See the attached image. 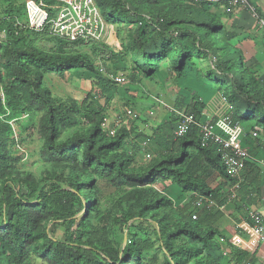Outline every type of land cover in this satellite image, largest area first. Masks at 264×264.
Wrapping results in <instances>:
<instances>
[{"label":"rangeland","instance_id":"obj_1","mask_svg":"<svg viewBox=\"0 0 264 264\" xmlns=\"http://www.w3.org/2000/svg\"><path fill=\"white\" fill-rule=\"evenodd\" d=\"M28 1L0 0V17L13 6H25ZM135 5L138 4L135 3ZM249 6H254L257 10L259 6L254 3L242 6L245 7L244 9L249 15L254 16L258 30L255 34L248 33L250 30L248 23L242 27L239 26L238 20H235L239 5L223 4L218 0H213L205 5L194 0H146L140 6V14L131 12L134 21L131 22V20L123 18L122 21L112 25L114 36L112 30L110 40L108 39L109 42L107 41L105 44L70 46L59 42L47 33L31 34L25 42L18 43V46L35 47L48 54L66 55L79 52L86 55L94 65L93 71L76 68L57 74L37 68L34 64L25 61L29 72L40 71L42 73L43 86L50 91L52 99L57 103L65 104V110L59 109V113H56L55 122L59 133L53 146H50L46 140L49 134L47 104L42 99L33 97L32 84L18 78L12 71L13 47L11 45L0 47V97L3 109L0 111V190L5 185L15 190L20 189L23 198L27 200L23 207L30 210V214L35 220L27 244L28 251L21 257L19 264H56L49 256L43 257L42 246L50 238L89 257L88 261L91 264H104L100 255H104L107 249L119 251L120 257L124 258V252L132 242L141 248L139 262L135 257L128 256V261L132 264H170V255L167 256L164 253V247L167 246L175 253L176 257H179L182 264H230V258H223L221 263H216L214 258L207 255L205 251L195 253L189 250L190 241L185 242L181 238H172L166 241L165 237L162 238L156 234L159 226L161 227L165 223L162 222V217L166 212L163 209L165 206H162V209L143 212L146 202L157 198L156 195L172 199L170 201L177 207V211L186 209L188 210L186 214L189 216L196 213L197 219L192 218V221L199 223L200 214L201 217H204L202 215L204 212L190 204L191 198H187L185 203L183 202L179 206L182 198H178L177 192L171 189L167 183L164 184L161 177L156 182L139 186L132 184L127 178L117 174L115 170H109L103 165L94 163L89 166L81 153L77 155V159L73 163L72 161L59 160L61 154L55 147L63 145L74 135H85L89 128L95 124L100 125V136L104 139L115 137L125 129L123 127L128 115L127 110L131 109L130 103H127L129 100L123 97V99H113L114 94L111 96L108 93L103 94V88L98 86L105 87L99 82V79H102L107 83V86L109 85L121 96L120 88L122 89L127 84L129 78L120 84L113 81L110 83L107 74L113 72L130 75L137 66L133 63L131 55L136 30L140 25L139 17L150 22L157 15L169 11L172 7L202 9L214 16L222 24L224 31L236 34V40H233L235 46L241 45V41L246 40L243 48H239L243 51L244 68L260 81V73H264V26L260 18L252 13ZM23 9L21 8V11ZM258 11L261 13L260 9ZM262 18L264 19V16ZM259 44L263 49V53H260L262 59L255 62L251 60L248 64L244 53L251 59H258ZM207 58H203L199 65L202 75L209 72L210 69L213 70L215 65L214 57ZM261 60L262 65L259 64ZM103 68L105 72L100 71ZM141 77L143 78V75ZM134 94L131 100L132 106L143 117V119L140 118L141 122L139 123L143 125L144 132L131 131L121 153L125 151L129 157L135 153V145L138 142L147 143L145 149L147 152L139 154L136 161L133 159L130 164L131 170L138 171L149 168L151 165V158L154 155L151 135L155 129L153 126L158 122L152 120L156 119L155 116L147 117L145 115L154 107H152L150 97L151 91L143 90L140 86L138 90L134 91ZM158 95L168 103L167 94L162 91ZM222 99L223 102H227L225 97ZM89 108L103 109L95 112L93 123L88 122L84 116ZM153 111L155 112V110ZM220 117L224 118L225 116ZM224 119L230 120L231 118ZM142 132L146 136H143ZM98 141L103 140L98 139ZM148 155H151V158ZM106 156L110 157V154L107 153ZM71 165L94 178L92 187L84 188L83 191H91L95 195L96 206L95 209H91L87 213L73 207V216L63 218L60 216L62 213L60 204L55 202L58 197L56 191L68 187V172ZM44 193L48 195V199L45 203L38 204L35 198ZM82 201L83 204L87 203L86 199ZM181 215L174 214L168 222V229L173 230L178 226ZM3 220L4 217L0 214V227ZM81 220H83L82 223ZM196 226L201 228L200 224ZM199 231L203 232V229ZM91 238L94 239L92 245L89 244ZM201 246L202 244H199V247ZM184 249L188 252H182ZM0 252L5 255L16 253L10 240L1 231ZM240 264H245V261Z\"/></svg>","mask_w":264,"mask_h":264},{"label":"trees","instance_id":"obj_2","mask_svg":"<svg viewBox=\"0 0 264 264\" xmlns=\"http://www.w3.org/2000/svg\"><path fill=\"white\" fill-rule=\"evenodd\" d=\"M35 1L51 3V0ZM95 1L106 22L114 25L122 21L123 18L129 19L131 22L134 21L131 12L140 14V6L146 0ZM247 2L253 5L252 0H247ZM135 3L138 5H135ZM227 3V1L223 2V4ZM201 4L205 5L207 3ZM21 8H24L23 11H21ZM24 10V5L17 7L15 5L3 15H16L21 18ZM257 14L262 17L258 10ZM138 19L140 25L136 30L133 40L134 48L131 55L133 63L137 64V66L128 75V81L136 82L142 75L146 78L151 77L157 72L159 63L165 59H170L171 65L181 75L188 62L193 63L198 57L209 58L212 56L214 57L215 63L212 74L217 78L219 91L222 92L225 99L231 105L228 110L230 120L233 123L237 122L243 126V136L244 134L251 133L256 125L262 128L260 135L262 134L264 136V86L255 75L247 72L244 68L243 51L233 43L236 37L235 33L224 31L222 24L214 16L206 13L202 9L196 8L179 9V7H172L169 11L157 15L150 22L140 17ZM2 26L7 27L8 36L5 41L0 43V47L10 45L13 47L11 56L12 71L18 78L32 84L33 97L42 99L47 104L49 134L46 140L50 146H53L54 140L59 133L55 122L56 113H59V109L65 110V104L61 102L57 103L52 99L50 91L43 86L42 73L40 71L29 72L25 61L34 64L37 68L49 70L57 74L76 68H85L93 71L94 65L86 55L79 52L55 55L45 53L35 47L26 45L18 46V43L25 42L31 34L37 35L40 33L20 31L18 35H15L14 30L8 24L4 23ZM56 39L65 45L72 46L78 44L69 43L58 38ZM99 82L106 88H110L104 80L99 79ZM109 82L112 83L111 81ZM177 107L178 109L176 110L183 113H193L196 116L199 114L197 111ZM2 110V99L0 97V111ZM99 110L103 109L96 108L95 110V108H89L84 113L86 120L93 123L94 114L95 112H99ZM169 124L171 125V132L176 130L178 125L176 111L172 112ZM130 135L131 131L123 129L117 136L104 139L100 136V125L95 124L89 128L85 135H74L63 145L55 148L61 154L59 160L66 162L72 161L73 163L77 159V155L81 153L89 166H92L94 163L103 165L109 170H115L117 174L127 178L132 184L139 186H146L153 181L156 182L159 177L163 181L172 175L182 182L185 190L198 191V188H203L207 192L202 191L201 194H208L210 192L204 184H201L198 179L193 177L191 174L192 171L179 167L180 164L184 163L187 151H182L179 155L169 153L152 161L149 168L138 171L131 170L130 164L134 159L135 153L140 149V146L137 143L135 145V153L129 157L125 151L121 153ZM178 138L182 143L188 141L195 144L203 152V155L210 159L212 166L221 175L230 179L226 174L221 155L211 145L202 146L196 127H193L185 136ZM98 139H102L103 141L100 142ZM107 153L110 154V157L106 156ZM68 178V187L56 191L58 197H56L55 202H59L62 210L60 216L63 218L72 217L73 207H77L78 210H84V213L95 209V195L91 191H83L84 188L90 189L92 187L94 178L88 174H84L73 165H71L68 172ZM0 194V214L4 217L0 231L10 240V244L16 252L11 255H5L0 252V264H19L21 257L28 251L27 244L29 243L32 224L35 220L30 214V210L23 207L27 200L23 198L20 189L15 190L5 185L1 188ZM47 197L48 195L44 193L42 196H37L35 200L38 204H43L48 199ZM156 197L150 202H146L143 209V212H150L156 209H162V206H165L163 209L166 212L162 217V222L165 223L161 227L159 226L156 234L162 238L165 237L166 241L172 238H181L185 242L190 241L189 250L195 253L205 251L207 255L214 258L216 263H221L224 256L215 239L219 235V232L212 225V219H210L209 214L201 217V211L199 213L200 221L197 223V221H192V214L190 216L186 214L188 210L180 209L177 211V207L174 206L170 201L172 199L169 197L159 195H156ZM83 199L87 200L86 204H83ZM176 213L179 215L182 214L179 217L180 223L173 230L168 229V222ZM198 224L201 225V228L196 226ZM200 229H203V232L199 231ZM93 242L94 239L91 238L89 244L92 245ZM199 244H202V246L199 247ZM42 250L43 257L49 256L56 264H91L88 261L89 257L52 238L46 240L42 246ZM185 251L188 252L186 249L182 250V252ZM233 252L235 254L238 253L236 258L237 264L246 260V254L244 252H238L237 249L233 250ZM124 253L125 257L121 258L119 251L107 249L105 254L100 255V257H102L104 264H132V262L128 261V256L130 255L135 257L137 262L141 259V248L133 242ZM164 253L167 256L170 255V264H182L179 257H176L175 253L168 246L164 247Z\"/></svg>","mask_w":264,"mask_h":264},{"label":"crops","instance_id":"obj_3","mask_svg":"<svg viewBox=\"0 0 264 264\" xmlns=\"http://www.w3.org/2000/svg\"><path fill=\"white\" fill-rule=\"evenodd\" d=\"M252 3L259 6L261 15L264 16V0H252ZM240 6L236 11L235 20L239 22V26L245 27L248 23V33L255 34L258 30L254 22V16L249 15ZM258 9V10H259ZM260 17V16H259ZM262 18V17H260ZM112 25L109 26V36L113 30ZM245 29V28H244ZM247 29V30H248ZM242 31V30H240ZM114 34V30L112 35ZM114 36V35H113ZM236 40V39H234ZM249 40V39H248ZM254 40V39H253ZM109 42V41H108ZM260 42V40H259ZM241 45H237L239 48H243L246 44V40L241 41ZM259 57L258 59H251V57L244 53L245 60L249 62H255L262 59L260 54V44L258 47ZM263 53V52H262ZM203 58L198 57L195 62H188L183 69L181 75H179L176 69L171 65L170 59L162 60L159 63L157 72L151 77H139L136 82L127 81V84L121 89V96L115 92L111 87L103 88V94H114L113 99H121L122 97L129 100L130 108L127 111H131L130 115H127L125 119V128L128 131H143V125H141L139 115L132 106V98L135 90L141 86L143 90L151 91L150 97L152 99V109L148 113H143L147 117L155 116L156 119H152L158 122L153 128L151 135V146L153 147V157L148 155L149 158L154 161L155 159L165 156L169 153L179 155L182 151H187V156L184 158V163L179 167L192 171L191 174L194 178L198 179L201 184H204L206 188L210 190L208 194H201L202 191L207 192L203 188H198V191H193L183 187L180 180L169 176L163 180L164 184L177 192V197L182 198L179 206L186 201L187 198H191V203L194 208L201 210L203 215L209 214L212 219V225L217 229L219 235L215 237L220 249L223 252L224 259L230 258V264H237V254L233 250L238 252H244L246 254L245 264L247 262L264 264V242H262L253 230L254 223L250 217L251 213H259L264 219V166L256 164L255 159L264 160V136L261 134L257 138H253L251 133L244 134L240 144L248 150L253 163L247 164L241 175V187L239 190H235L233 185L234 181L221 175L217 169H215L210 159L203 155L197 146L191 142H181L176 135V130L171 132L169 120L173 111H177V106L190 109L191 111H197L199 114L197 117L199 120H215L225 116L228 118V110L230 109V103L223 102L222 92L218 90L219 84L217 78L212 74L213 70L202 75L199 65ZM262 60L259 63L262 65ZM260 83L264 85V73H260ZM138 87V88H137ZM105 88V90H104ZM167 94V102L158 95L160 92ZM150 93V92H148ZM144 94V93H140ZM106 96V95H105ZM222 96V97H221ZM160 97V98H159ZM122 98V99H123ZM159 99V101L157 100ZM155 110V112L153 111ZM138 116V117H137ZM144 132V131H143ZM142 134L146 136L144 133ZM146 133V132H145ZM140 149L134 156L136 161L137 156L142 154L147 147V143L138 142ZM150 159V160H151ZM151 161V162H152ZM209 196V201L204 207H197V196ZM185 203V202H184ZM200 212V211H199ZM193 214V213H192ZM239 233L244 239L245 244L242 247H238L232 244L233 236Z\"/></svg>","mask_w":264,"mask_h":264},{"label":"built area","instance_id":"obj_4","mask_svg":"<svg viewBox=\"0 0 264 264\" xmlns=\"http://www.w3.org/2000/svg\"><path fill=\"white\" fill-rule=\"evenodd\" d=\"M200 3H210L213 0H194ZM221 3L227 1L229 5L246 6L247 0H218ZM253 14H257L254 6H249ZM259 17V16H258ZM260 18V17H259ZM264 26V19L260 18ZM6 23L14 34L20 31L47 33L48 35L80 45H102L108 41L109 26L104 19L100 8L95 0H51V3L43 1L29 0L25 5L23 16L16 15L0 17V43L8 36ZM101 72L105 69H101ZM110 81L120 84L128 79L126 73H108ZM159 101V99L157 98ZM160 102V101H159ZM128 115L131 111H127ZM178 125L176 135L185 136L193 127L198 129L202 146L211 145L221 155L228 177L234 180V189L237 191L241 187V175L247 164L254 161L247 149L240 141L243 137V126L240 123H233L229 119L217 118L215 120H199L193 113H183L176 111ZM262 132L260 126H254L251 136L259 137ZM256 164L264 166L263 159H255ZM209 201V196H197L196 206L203 207ZM197 218V214H192ZM250 217L254 223L253 230L259 239L264 242V219L259 213H251ZM232 244L242 247L245 242L239 233L232 238ZM246 264H254L247 262ZM256 264V263H255Z\"/></svg>","mask_w":264,"mask_h":264}]
</instances>
